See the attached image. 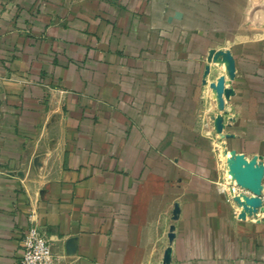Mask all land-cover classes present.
Instances as JSON below:
<instances>
[{"label":"crops","instance_id":"obj_1","mask_svg":"<svg viewBox=\"0 0 264 264\" xmlns=\"http://www.w3.org/2000/svg\"><path fill=\"white\" fill-rule=\"evenodd\" d=\"M177 21L156 0H0V264H20L32 226L58 264H264V216L239 218L197 123L202 53L222 68L215 100L219 79L232 90L225 148L264 167V26L231 44L227 78L223 48Z\"/></svg>","mask_w":264,"mask_h":264},{"label":"rangeland","instance_id":"obj_2","mask_svg":"<svg viewBox=\"0 0 264 264\" xmlns=\"http://www.w3.org/2000/svg\"><path fill=\"white\" fill-rule=\"evenodd\" d=\"M156 7L163 15H172L177 20H180L177 22L187 29L209 33L210 42L212 41L223 48L221 51H213L214 56L221 58L222 54L228 53L233 62L234 59L229 49L231 44L246 40L249 37L250 29L264 26V0H156ZM162 39L164 40V37ZM178 39L184 40L183 37H179ZM165 40L167 42L164 41L163 44L168 43V39L165 38ZM199 40L198 42H200ZM197 54L199 57L201 56L199 58V65L209 67V74L206 78L207 83L202 86V94L206 95L202 106L204 110L209 107L210 112L205 116V120H202V116L199 117L197 123L202 125V122H207V139L212 143V146L207 150L208 152L205 151L206 153L204 152L202 155L208 153L209 156H212L219 167V173L221 176H224L219 146L221 143H225V138L222 137L224 135L227 136L228 133L223 129L221 132H217L215 117L220 116L223 127H228L232 121V116L225 109L229 98H223V106L220 108L212 92V83L210 84L209 81H214L221 73L222 68L212 61L211 56H208V59L205 60V56L202 53ZM46 139L47 142L43 143L45 148L39 147L37 149L36 163L32 165L33 173L38 171L37 173L40 172V174L37 175V179H34L35 174H33L34 176H28L29 183L37 187L47 185L57 170V150L52 146L56 143L54 142L56 141L55 133H53L52 137L49 136ZM194 152H197V150H194ZM200 153L197 152L196 154ZM42 159L43 163L41 164L40 161ZM228 197L233 203L231 196L229 195Z\"/></svg>","mask_w":264,"mask_h":264},{"label":"bare ground","instance_id":"obj_3","mask_svg":"<svg viewBox=\"0 0 264 264\" xmlns=\"http://www.w3.org/2000/svg\"><path fill=\"white\" fill-rule=\"evenodd\" d=\"M225 63H226V69L229 74L230 69V63L227 61L228 57L225 54ZM231 77L230 75L227 76ZM226 90H228L225 87ZM214 91L217 95H222L218 90L216 85L214 86ZM225 97V96H224ZM222 98L219 100L221 102ZM215 123L219 125L221 123V119H216ZM221 125V124H220ZM224 143H221L219 146V155L220 159L222 161V165L224 168V174L226 177L227 186L231 187V195L233 196L234 202L237 207L238 216L239 218L245 219V218H252L259 220L261 217L264 216V205H262L261 199L258 196L257 193L262 192V183L259 187L254 183L253 178H247L244 179L243 175L244 172L240 170H235L236 164L240 161V154L235 153L233 151H228L224 147ZM244 160L246 163L252 162V160L256 161L257 163H260V165L263 167V164L259 162L258 157H246L244 156ZM243 167V166H242ZM235 188L240 190L236 195ZM167 261V258L165 262Z\"/></svg>","mask_w":264,"mask_h":264},{"label":"built area","instance_id":"obj_4","mask_svg":"<svg viewBox=\"0 0 264 264\" xmlns=\"http://www.w3.org/2000/svg\"><path fill=\"white\" fill-rule=\"evenodd\" d=\"M20 264H58L43 231L29 227L22 238Z\"/></svg>","mask_w":264,"mask_h":264},{"label":"water","instance_id":"obj_5","mask_svg":"<svg viewBox=\"0 0 264 264\" xmlns=\"http://www.w3.org/2000/svg\"><path fill=\"white\" fill-rule=\"evenodd\" d=\"M224 54H222L221 58H224ZM226 55L228 57L227 61L230 63L229 75L233 78L234 77V62H233L231 56L228 53H226ZM216 87H217V90L221 94L225 95L224 98L228 99L232 95V90L230 88L228 90L225 89V81H224V79H219L216 82ZM222 102H223V99L221 100V102H218V105H219L220 108H222V106H223ZM220 124L217 125L215 123V126H216V129H217L218 133L221 132L222 129H223L222 120H221ZM258 158H259V162H263L262 157L258 156ZM235 170L243 171L244 172V175H243L244 179L253 178L254 183L257 185V187L260 186V184L262 182V179H263V174H264V169L262 168L260 163H257L254 160H252V162L246 163L245 160H244V155L240 154V161H239V163L236 164ZM257 194H258L259 197L261 196L260 193H257ZM166 263H167V261L166 262L164 261V264H166Z\"/></svg>","mask_w":264,"mask_h":264}]
</instances>
